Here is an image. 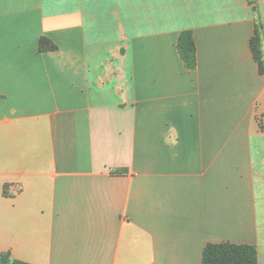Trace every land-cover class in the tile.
Wrapping results in <instances>:
<instances>
[{
	"label": "crops",
	"instance_id": "crops-1",
	"mask_svg": "<svg viewBox=\"0 0 264 264\" xmlns=\"http://www.w3.org/2000/svg\"><path fill=\"white\" fill-rule=\"evenodd\" d=\"M0 0V252L30 264H264V0ZM192 32L197 63L177 50Z\"/></svg>",
	"mask_w": 264,
	"mask_h": 264
},
{
	"label": "trees",
	"instance_id": "trees-1",
	"mask_svg": "<svg viewBox=\"0 0 264 264\" xmlns=\"http://www.w3.org/2000/svg\"><path fill=\"white\" fill-rule=\"evenodd\" d=\"M255 9V0H248ZM262 23L257 20L254 34L251 38L253 58L258 64L261 73H264V61L261 51ZM177 50L184 65L194 69L197 63L196 45L190 30H183L177 38ZM0 264H30L12 258L9 252H0ZM200 264H257V250L250 244H233L228 242L207 243L203 249Z\"/></svg>",
	"mask_w": 264,
	"mask_h": 264
}]
</instances>
